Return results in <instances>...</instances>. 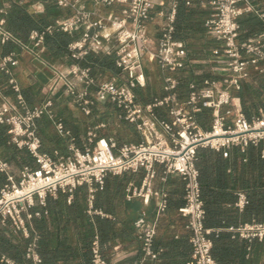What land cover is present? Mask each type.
Here are the masks:
<instances>
[{
  "label": "built area",
  "instance_id": "2783aa9c",
  "mask_svg": "<svg viewBox=\"0 0 264 264\" xmlns=\"http://www.w3.org/2000/svg\"><path fill=\"white\" fill-rule=\"evenodd\" d=\"M48 1L60 9L74 10L75 16L57 27H48L45 32H33V46L25 45L6 30L5 20L0 17L1 42L20 45L52 73L47 85L50 95L41 104L27 107L19 97L23 105L21 112L11 105L0 110V124L8 127V143L18 150L27 151L37 165L36 168L24 166L16 176L10 164L0 158V173L6 176V183L0 188V229L9 226L15 234L31 238L26 219L33 217L29 210L35 207L37 200L45 205L48 197H56L60 192L72 196L79 186L102 185L109 174L121 176L144 170L141 187L129 190V198H149L157 176L156 166H161L163 180L176 175L185 184L184 204L178 212L188 220L192 253L187 264H217L212 255L210 231L205 227L206 211L196 161L200 149L220 151L238 148L244 154L252 146L262 148L264 157V109L248 119L234 107L233 98V93L242 89L253 72L264 76V31L241 41L238 22L243 14L255 12L256 0H197L211 8L205 28L207 35L222 43L220 48L212 51L221 69L213 71L215 79L191 83L185 101L178 97L179 82L174 77L185 68L189 56L185 43L175 38L179 0H173L156 46L148 35L156 0H92L96 5L126 6L121 16L109 14L107 17L79 8L73 0ZM81 28H84L81 39L69 44L71 57L82 60L91 53L113 55L126 81L107 73L97 77L90 68L78 65L63 70L45 60L46 33L58 30L73 34ZM149 60L155 62L164 74L167 95L143 104L135 90L147 87L145 64ZM17 65L13 55L0 57V71L6 74L11 75L12 68ZM10 84L14 92L20 93L14 79ZM61 89L86 115L91 113L95 103L116 106L122 112L121 118L136 128L140 142L119 144L113 137L99 135L97 129L105 127L101 124L88 133L84 149L73 147L69 155L58 158L43 153L36 122L45 116L54 118L53 95ZM162 108L168 112L167 119L156 113ZM204 111L211 115L208 128H204L197 119ZM57 127L62 133L63 124L59 123ZM246 203L247 198L240 195L238 205L244 207ZM167 208L168 194L164 192L158 199L157 216ZM239 232L249 240L264 241V222L247 224ZM155 234L154 226L140 225L139 239L145 257L149 259L157 258L158 254L153 249ZM25 257V264H43L37 251V239L30 242ZM0 260L5 264H21L4 256ZM92 263L109 264L102 255L98 238L92 246Z\"/></svg>",
  "mask_w": 264,
  "mask_h": 264
},
{
  "label": "crops",
  "instance_id": "0c3cea01",
  "mask_svg": "<svg viewBox=\"0 0 264 264\" xmlns=\"http://www.w3.org/2000/svg\"><path fill=\"white\" fill-rule=\"evenodd\" d=\"M73 1L77 7H84L87 11L102 17H107L109 14L121 16L122 11L126 8L122 4H114L112 6L96 5L92 0ZM172 2L173 0H156L152 11L153 19L148 26V35L154 46H156L167 16L171 12ZM184 2L188 7L200 3L197 0H184ZM51 6H56V4L48 0H0V17L5 20V28L10 32L9 23L10 19L14 20L16 18L14 14L16 7L20 11L22 10L23 16L21 17L25 18L26 15L46 17L49 15L48 9ZM255 7V14L260 19H263L264 0H256ZM199 8L201 13H203L201 17L204 22L210 15L211 8L201 3ZM74 16V10L57 8L52 17H50L49 27H57L71 20ZM202 27L205 29V34H207L206 28H204L205 23ZM35 31L32 30L31 34ZM83 33L84 28H81L77 32L70 34L72 42L80 40ZM31 34L29 40L24 43L25 45H34ZM197 38L196 47L201 48L205 44L204 36L198 35ZM240 40L245 41L247 38L243 39L241 37ZM216 44L217 46L214 49L222 46L221 42L216 41ZM8 55H13L18 65L12 68L11 75L0 71V94L2 95L0 97V110L5 105H11L17 108V112H21L23 105L20 104L19 97H22L24 105L27 107L41 104L50 95L47 85L52 73L35 60L29 52L23 50L20 45L12 42L3 44L0 37V57ZM48 55L47 48L44 46L43 57L46 58ZM70 57L71 54L69 57H56L51 64L63 70L78 65L72 57L73 61H69ZM198 60L196 57L188 56L185 68L174 74L178 82L182 75L190 70L195 75L205 72L213 75V71L216 68L214 69L211 65ZM155 66L161 75L162 81L160 84L152 83L148 73L147 88L152 94V99L154 97L162 98L167 95L164 74L156 63ZM45 72L48 76L47 79L43 76ZM107 75L110 76L112 74L107 73ZM260 77L262 75L253 72L251 77L244 83V93H246L247 87L255 90L259 89L258 78ZM118 78L126 81L124 74ZM12 79L19 85L20 93L14 92L11 88L10 81ZM145 93H147V89ZM27 96H33L34 106L29 104L30 100L27 99ZM233 98L234 107L243 112L240 93L234 92ZM53 99L54 118L50 119L45 116L37 120L36 124L38 136L42 141L41 151L53 158H58V156L69 155L73 147L84 149L87 145L88 133L96 130L98 126L95 122V105L91 107V113L86 115L74 100L66 95L63 89L55 92ZM70 102H74V104H67ZM251 102L252 100H248L246 105L250 106ZM104 105H106L107 109L115 111L118 117L122 119V112L116 106L110 103ZM59 123H62L64 127L62 133L59 132L57 127ZM128 126L136 136L131 140H116L119 144L140 142V135L136 128L131 125ZM0 128L4 132L3 138H0V140L9 142L8 127L0 124ZM98 133L99 135L107 136L100 132ZM237 150L238 153L234 152V148L220 151L200 149L196 161L200 177L202 176L203 181L208 185L206 190L208 193V208L206 209L205 224L210 231L209 238L213 243L212 255L217 264H264V241L249 240L244 238L239 232L247 224L264 222V205L257 212L251 200L255 191L261 192L264 196V157L262 148L259 149L260 153L246 156L238 148ZM0 158L8 162L4 147L0 148ZM9 164L13 173L18 176V172L22 167L14 163ZM31 167L36 168V162ZM16 168H18V171ZM156 171L157 176L152 184L153 194L149 198H129V190L140 188L142 185L145 171L141 170L137 173H125L121 176L109 174L102 185L77 187L78 195L73 194L70 196L61 192L63 202L60 210L49 211L47 209V200L45 205H42L37 200L35 207L29 210L33 217L26 219L31 230V238H25L21 234L9 233L10 231L2 227V230L0 229V254L18 263L25 264V254L30 242L44 237L50 241L52 248L60 252L57 264H85L80 256L83 247L81 237L87 230H91L90 232L94 235V242L98 238V220H109L114 222L116 230L108 242L103 245L102 249V255L109 264H187L192 253L190 232L187 229L188 220L183 218L178 212L179 208L184 204L185 184L176 175L167 176L163 180L164 174L161 166H156ZM3 176L5 180L0 181V188L6 183V176L4 174ZM256 176L260 177L261 182ZM81 189L87 191V206L77 209V205H82L83 190ZM164 192L168 194V209L162 215L157 216L158 199ZM240 195H244L247 198V203L244 207L238 205ZM58 197L59 194L56 197H52V199L56 200ZM37 214L39 215L37 216ZM131 219L133 233L129 235L125 231V226ZM35 220L42 222L40 227H37ZM142 223L155 228L156 234L153 241V249L158 253L155 259L146 258L143 252V244L139 239V227ZM0 264L3 263L0 261Z\"/></svg>",
  "mask_w": 264,
  "mask_h": 264
},
{
  "label": "trees",
  "instance_id": "16d2710c",
  "mask_svg": "<svg viewBox=\"0 0 264 264\" xmlns=\"http://www.w3.org/2000/svg\"><path fill=\"white\" fill-rule=\"evenodd\" d=\"M200 3L195 4L193 6H186L184 0H179L178 9H177V17L175 22V38L183 41L186 45L189 56L197 57V55L204 56L208 58L214 48H216V40L211 38L209 35L205 34V29H203V13L200 10ZM58 7L51 6L48 9V16L39 17V16H23L22 10L19 8H15L14 11L15 19L11 20L9 23L10 32L15 35L22 43H26L29 40L30 34L32 30H36L38 32H45L46 29L50 25V17L55 13ZM60 9V8H58ZM256 12L245 13L238 19L240 28H241V36L243 39H248V37H252L260 32L264 31V18L260 19L259 16L255 14ZM13 14V15H14ZM201 17V18H200ZM202 19V20H201ZM205 28V27H204ZM203 35L205 39V44L198 48L197 46V36ZM72 42V37L70 34L63 33L58 30H54L52 34L46 33L44 36V46L47 48L49 55L45 58L49 63L53 61L54 58L59 56L69 57V44ZM69 61H73L70 57ZM80 67H89L92 70V74L94 76H99L104 73H111L114 76L122 77V71L115 64V57L105 56L101 54H89L82 60H74ZM148 75V72L146 70ZM43 76L47 79L46 72L43 73ZM215 79L216 77L208 74L202 73L199 75H195L191 70L185 72L182 75V78L179 80V86L177 88L178 97L181 101H185L189 95V86L191 83H201L204 79ZM259 89H253L247 87L246 93H244L245 86L243 85L242 89L238 91L240 93V99L242 101L243 106V114L251 119L252 116L258 114L259 109L264 108V76L258 78ZM147 89V93L145 90ZM179 91L181 92L179 94ZM135 93L138 97L139 102L146 104L151 102L152 94L148 90V88H137ZM155 98V97H154ZM27 99L30 100L29 104L33 105V96H27ZM252 100L251 105L247 106V101ZM157 115L162 119L168 118V112L166 108L157 109ZM210 114L209 111H204L203 113L197 116L199 123L204 127H209V121L205 118ZM4 132L0 128V138H3ZM5 148V153L7 154V161L9 163H14L19 167L24 166H33L35 160L29 155V153L25 150H18L15 146L10 145L7 140H0V148ZM260 148L249 147L244 155L248 154H257L260 153ZM234 152L238 153L237 148H234ZM199 154V151H198ZM257 177V176H256ZM259 182H261L260 177H257ZM5 180L2 173H0V181ZM200 187H201V195L204 202L205 211L208 208V193L206 183L203 181L202 176L199 178ZM258 182V183H259ZM257 184V183H256ZM83 190V198L82 205H77L76 208L80 209L87 206V191ZM80 191V190H79ZM73 194L78 195V191H74ZM252 205L255 207L256 211L259 212L264 205V196L261 192L255 191L251 197ZM48 202V210L56 211L60 210L61 203L63 202L62 194L59 193V197L56 200H53L52 197L47 198ZM169 203V202H168ZM45 208V209H46ZM168 209V208H167ZM114 211V210H113ZM207 214V211H206ZM37 227H40L42 222L36 221ZM206 222V216L205 221ZM86 227V226H85ZM206 227V224H205ZM6 230L10 231L9 233H14L9 226L3 227ZM2 230V229H1ZM1 230H0V243H1ZM91 230H87L81 240L83 241L82 253L80 256L84 260L85 264H93L92 263V244L94 240V235L90 232ZM115 224L109 220H98L97 223V235L101 247V252L103 249V245L108 242L110 237L115 233ZM125 231L130 235L133 233V225L132 219L125 226ZM92 234V235H91ZM37 251L42 258L43 264H57L58 259L60 258V252L57 249L52 248L50 246V241L46 238H41L37 240ZM0 257L2 255L0 254ZM1 261V260H0ZM3 263V262H2ZM5 264V263H3Z\"/></svg>",
  "mask_w": 264,
  "mask_h": 264
},
{
  "label": "rangeland",
  "instance_id": "374dc122",
  "mask_svg": "<svg viewBox=\"0 0 264 264\" xmlns=\"http://www.w3.org/2000/svg\"><path fill=\"white\" fill-rule=\"evenodd\" d=\"M197 59L201 60L203 63L211 65L214 67V69H221L220 64L216 62L215 57L210 54L208 58H205L204 56L197 55ZM198 60V61H199ZM145 68L147 72L149 73V77L152 83H158L162 81L161 75L159 71H157V68L155 66V62L148 61L145 64ZM161 87V86H158ZM67 104H74V102H70ZM95 122L97 126H100L101 124H104L105 127H102L98 129V132L111 136L115 138L117 141L119 140H131L136 136L134 132H132L129 128V124L120 119L118 117V114L115 111H112L110 109L106 108V105L101 103H95ZM111 112V113H110ZM207 121H209V125L211 123V115L209 114L208 117L205 118ZM18 171V168H16Z\"/></svg>",
  "mask_w": 264,
  "mask_h": 264
}]
</instances>
